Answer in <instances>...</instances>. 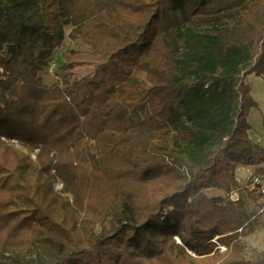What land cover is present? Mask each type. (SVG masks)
I'll list each match as a JSON object with an SVG mask.
<instances>
[{
  "label": "trees",
  "instance_id": "trees-1",
  "mask_svg": "<svg viewBox=\"0 0 264 264\" xmlns=\"http://www.w3.org/2000/svg\"><path fill=\"white\" fill-rule=\"evenodd\" d=\"M68 38L92 76L60 73ZM250 75L264 0H0V264H264L244 201L205 193L264 166Z\"/></svg>",
  "mask_w": 264,
  "mask_h": 264
},
{
  "label": "rangeland",
  "instance_id": "rangeland-1",
  "mask_svg": "<svg viewBox=\"0 0 264 264\" xmlns=\"http://www.w3.org/2000/svg\"><path fill=\"white\" fill-rule=\"evenodd\" d=\"M72 30L71 27L67 28V34ZM65 50L67 54L63 58V61L67 65H71L72 69L60 71L61 74L69 73L71 80L80 79L86 76H92L95 71V67L101 62L84 46L80 43L79 39L72 41L69 38L66 41ZM46 85H51L56 81V76L53 73L48 74L44 77ZM247 85L251 88L252 96L258 104L257 108H253L248 117V122L251 126L249 131L250 139L259 144L264 149V79L257 77L255 75H250L246 79ZM5 143H10L15 145L18 149L22 150L24 154H28L33 160H36L38 151L31 153L30 151L23 149L19 146L18 142L15 140H9L6 138L2 139ZM251 176V177H250ZM253 176H258L261 179V187L264 188V166H253L249 168H240L237 171V179L239 188L234 190L227 195L226 192L218 189H211L205 191L206 195L209 197H222L229 198L236 202L240 199L244 201L246 211L249 213L251 220V226L253 227V232L243 237V242L245 243V257L248 260H257L264 257V194L261 193L259 189H252V178ZM63 189L62 182H58L55 185V190L60 192ZM65 196V194H62ZM67 196V195H66ZM72 201V198L70 197ZM243 232V229L238 231ZM219 237L215 238L213 242H217ZM178 243H180L179 238H175ZM221 247V248H220ZM221 253L227 250V247L219 244L218 248ZM194 255L193 253H191ZM123 264H146L138 252L124 249V260Z\"/></svg>",
  "mask_w": 264,
  "mask_h": 264
},
{
  "label": "built area",
  "instance_id": "built-area-1",
  "mask_svg": "<svg viewBox=\"0 0 264 264\" xmlns=\"http://www.w3.org/2000/svg\"><path fill=\"white\" fill-rule=\"evenodd\" d=\"M55 66H56V64L54 62L51 63L50 72L53 71V69L55 68ZM261 183H262L261 182V179L258 176L253 177V179H252V189L251 190L253 191V190H256V188H257V189H259L261 191V193L264 194V188L261 187Z\"/></svg>",
  "mask_w": 264,
  "mask_h": 264
},
{
  "label": "crops",
  "instance_id": "crops-1",
  "mask_svg": "<svg viewBox=\"0 0 264 264\" xmlns=\"http://www.w3.org/2000/svg\"><path fill=\"white\" fill-rule=\"evenodd\" d=\"M251 177V176H250Z\"/></svg>",
  "mask_w": 264,
  "mask_h": 264
}]
</instances>
